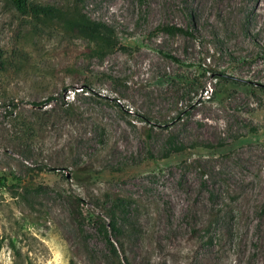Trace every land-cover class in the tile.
<instances>
[{
	"label": "rangeland",
	"instance_id": "374dc122",
	"mask_svg": "<svg viewBox=\"0 0 264 264\" xmlns=\"http://www.w3.org/2000/svg\"><path fill=\"white\" fill-rule=\"evenodd\" d=\"M79 8L121 48L0 0V264H112L109 196L133 201L122 263L264 264V0Z\"/></svg>",
	"mask_w": 264,
	"mask_h": 264
},
{
	"label": "trees",
	"instance_id": "16d2710c",
	"mask_svg": "<svg viewBox=\"0 0 264 264\" xmlns=\"http://www.w3.org/2000/svg\"><path fill=\"white\" fill-rule=\"evenodd\" d=\"M7 1L20 16L29 18V20L43 26L56 25L67 37L84 40L91 44L90 57L101 60L104 56L121 48L117 35L111 26L92 21L80 11L79 6L82 4V0H66L64 6L51 3H32L28 0ZM163 31L170 35L182 33L180 28L173 26L165 27ZM2 65L0 55V69ZM203 88L204 86L201 83L199 86L193 87L192 90L189 87V91H193L194 95H197V92L203 90ZM212 92L213 89L210 92L211 95ZM47 103L48 101H45L44 105ZM68 107L67 105L65 111L69 110ZM51 112L52 110H49L48 112H44V114H51ZM105 204L104 217L108 219V223H105L101 217H96L92 221V225L96 226L97 231L104 239L110 251V262L112 264H128L125 258L122 259L123 263L119 261L118 249L109 239V235L115 239V243L122 250L121 244L118 242L121 237V231L125 228L126 230L128 229V232H133L130 218L133 201L129 198L109 196L106 198ZM75 220L82 227L86 222L80 216L75 218ZM214 222L215 220L210 221L209 224L213 225ZM115 261L116 263H114Z\"/></svg>",
	"mask_w": 264,
	"mask_h": 264
}]
</instances>
